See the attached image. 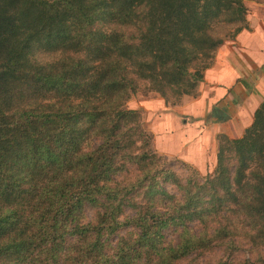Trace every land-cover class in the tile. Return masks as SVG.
<instances>
[{
    "label": "trees",
    "instance_id": "trees-1",
    "mask_svg": "<svg viewBox=\"0 0 264 264\" xmlns=\"http://www.w3.org/2000/svg\"><path fill=\"white\" fill-rule=\"evenodd\" d=\"M246 11L0 0V264H231L200 257L242 241L260 255L235 264H264V99L240 137L216 134L205 176L174 171L127 105L140 87L170 105L197 97Z\"/></svg>",
    "mask_w": 264,
    "mask_h": 264
},
{
    "label": "crops",
    "instance_id": "crops-1",
    "mask_svg": "<svg viewBox=\"0 0 264 264\" xmlns=\"http://www.w3.org/2000/svg\"><path fill=\"white\" fill-rule=\"evenodd\" d=\"M254 8L260 14L248 18L249 27L216 51L213 64L204 73L198 96H184L172 106L177 119L164 126L171 131L182 118L183 130L173 132L169 138L179 139L181 157L200 170L206 169L208 159L212 166L216 164V134L240 137L264 99V5ZM154 98L155 103L148 98L147 106L156 110L157 106L165 105L161 97ZM183 112L192 114L195 121L187 120Z\"/></svg>",
    "mask_w": 264,
    "mask_h": 264
},
{
    "label": "rangeland",
    "instance_id": "rangeland-1",
    "mask_svg": "<svg viewBox=\"0 0 264 264\" xmlns=\"http://www.w3.org/2000/svg\"><path fill=\"white\" fill-rule=\"evenodd\" d=\"M243 1L247 9L246 20L248 25V18L250 16H252V18H255L258 14H260L258 12V9H255L254 7L258 4L264 5V0ZM154 97L160 98L158 97V94L154 92L149 93L148 91L143 89V87H140L135 93L131 95L130 99L127 102V105L130 108L139 109L142 112L145 124L152 130L154 134V148L156 149V151L161 154L164 159H166L171 168L176 171L179 175H186L189 172H196L200 176H205L206 174L212 172L214 166L211 165L210 159H208V161H206V159L204 160L207 162V167L206 169L205 167H203L202 170H200L194 164L188 162L187 160L181 157L180 150L182 147L179 145V139L175 140L173 138H169V135H173V132L178 130L180 131L182 129V123L180 121V119L182 118H180L177 123H174L173 127L175 129L171 131L164 129V126L170 125V121L172 119H177L175 115L176 111L173 110L172 106L174 105L166 104L165 102L164 106L161 104V106H157L156 110L153 109L151 105L147 106L146 102L148 98H150L149 100H152L155 103L156 98ZM185 104L186 103L184 102V105ZM184 114L187 120L195 121L194 116L192 118V114L188 112H185ZM209 143L210 140L208 141V144ZM208 153H210V151H208ZM95 213L96 207L90 205L86 206L85 220L87 221L92 219ZM120 233H124V231H121ZM177 240L178 232L173 227L165 230V241L176 243ZM259 255L260 254L256 249L250 248V246L247 245L245 241H242L236 242L234 247L225 248V246H221L213 251L206 252L201 255L200 259H204L205 261L210 263H215L218 260H226L228 262H231V264H235L237 262L243 261L244 259H248L249 257H251V260H254L256 258L258 259Z\"/></svg>",
    "mask_w": 264,
    "mask_h": 264
},
{
    "label": "water",
    "instance_id": "water-1",
    "mask_svg": "<svg viewBox=\"0 0 264 264\" xmlns=\"http://www.w3.org/2000/svg\"><path fill=\"white\" fill-rule=\"evenodd\" d=\"M221 113V112H220Z\"/></svg>",
    "mask_w": 264,
    "mask_h": 264
}]
</instances>
